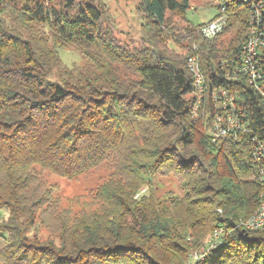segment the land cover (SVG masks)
I'll list each match as a JSON object with an SVG mask.
<instances>
[{"label":"trees","instance_id":"obj_1","mask_svg":"<svg viewBox=\"0 0 264 264\" xmlns=\"http://www.w3.org/2000/svg\"><path fill=\"white\" fill-rule=\"evenodd\" d=\"M17 1L25 21L43 24L56 45L70 44L86 62L52 82L56 51L34 50L33 37L0 21V210L7 213L0 264H183L219 228L232 231L194 264H264V227L231 229L257 208L261 191L249 135L210 140L202 115H193L185 66L195 55L215 90L236 88L237 105L264 140V102L220 69L232 66L264 0H211L224 7L226 26L209 40L200 25L187 27L182 58L122 47L101 28L94 0ZM139 9L168 38L166 14L186 12L188 1L139 0ZM231 31L229 42H218ZM104 163L110 174L89 201H75L74 214L58 209L33 170L73 179ZM157 174L178 178L184 196L134 198ZM40 223H53V242L31 235Z\"/></svg>","mask_w":264,"mask_h":264},{"label":"rangeland","instance_id":"obj_2","mask_svg":"<svg viewBox=\"0 0 264 264\" xmlns=\"http://www.w3.org/2000/svg\"><path fill=\"white\" fill-rule=\"evenodd\" d=\"M187 1L188 9L186 12L166 14L170 28L169 36L166 38L165 36L157 35L156 30H152L150 21L139 9V0H94L102 12L101 28L107 31L115 42L122 47H128V49L149 47L165 58H182L189 47V44L184 40L186 28L189 26H201L211 21L217 14L218 4L216 2L211 0ZM17 2V0L4 1V4L0 7V21L9 28H15L33 37L32 47L34 50H42L43 53L44 51H56L55 64L50 69L48 80L52 82L59 81V76L64 72L76 71L82 68L86 60L83 59L80 52L70 44L56 45V41L53 40L50 31L43 24L25 21L26 18L17 7ZM51 2L52 4L54 3L53 0ZM199 28L198 34L201 36ZM233 35V31L228 32L218 37V42L226 44ZM97 62L103 63L106 60L101 59ZM125 75L123 74L121 78L130 80L126 73ZM204 106L205 104L200 108L202 109L201 111L198 110L193 115L200 113L203 118V109H206ZM33 170L41 184L50 192L52 200L57 201L58 209L71 207L73 214L79 210L78 203L76 205L75 201H89L94 195L96 188L107 179L111 172V168L107 163L73 179L59 177L38 166H34ZM149 182L150 185L140 188L134 198H137L138 194L147 195L149 191H152L155 197L159 199L164 198L169 193L176 197H182L186 193L184 184L171 174L154 175ZM6 216V211L0 210V220L5 219ZM48 225L50 226L47 228V224H38L32 230L31 235H35L40 241L51 240L53 242V223ZM210 235L211 233L204 239L199 252L192 253L183 264H194V259L207 249L206 243Z\"/></svg>","mask_w":264,"mask_h":264},{"label":"built area","instance_id":"obj_3","mask_svg":"<svg viewBox=\"0 0 264 264\" xmlns=\"http://www.w3.org/2000/svg\"><path fill=\"white\" fill-rule=\"evenodd\" d=\"M250 2V0H249ZM255 6L254 2H251ZM250 17V15H249ZM253 19V41L250 45H247V49L244 52L243 61H235V57L230 65H236V74L234 79H227L228 66H221L222 75L227 82H236L240 78L246 83L254 92L258 94L260 100L264 102V38H261V31L264 28V19ZM227 23V17L225 10L221 5H218L217 14L215 17L200 26L199 33L203 39H212L219 35ZM186 68L190 76L191 95L193 97L192 103H194V110L198 109V89L200 87H207V93L209 96V105L204 110V129L207 136L212 142L227 141L231 143L238 142L242 135H249V141L251 149L250 151H256V156L259 158L260 163L264 168V148L261 143V136L258 133H254L250 127V117L246 106L243 104V109H235L234 98H241L236 88H228L226 91L227 104L231 105L232 115L230 117V124L233 127V135L222 136L218 128V112L214 103V96L218 94L214 86L207 82L201 71L200 65L198 67H191V56L186 59ZM264 121V114H263ZM264 124V122H263ZM141 194H138L140 196ZM264 211V206H263ZM264 222V218L262 221ZM257 224V223H256ZM237 227V226H233ZM233 227L231 229H233ZM228 236V230L215 229L211 234V237L207 241V249L202 254L208 252L212 247L217 246L224 237ZM202 257V256H201ZM201 257H196L194 262L198 261Z\"/></svg>","mask_w":264,"mask_h":264},{"label":"bare ground","instance_id":"obj_4","mask_svg":"<svg viewBox=\"0 0 264 264\" xmlns=\"http://www.w3.org/2000/svg\"><path fill=\"white\" fill-rule=\"evenodd\" d=\"M222 9L224 10L223 6H222ZM263 19H264V14L262 15L261 18L256 17V20H263ZM261 38H264V28H263V31H261ZM252 41H253V22L250 23V26L246 30L244 40L241 44L240 52L238 56L236 57L235 61L244 60V52L247 49V45H250ZM198 66H199V63H198L196 56L195 55L191 56V67H198ZM235 74H236V65H232L230 69H227V79H234ZM227 90L228 89H225V88L218 89V90L216 89V91H218V94L214 96V103L216 105V110L218 112V128L220 130V133H222V136L233 135V127L230 124L232 108H231V105L227 104V99H226ZM198 96H200L198 99V109L194 110V103H193V107H192L193 113L200 110V108L204 105L206 99L209 98L208 93H207V87H200L198 89ZM234 106H235V109H242L237 105L236 98H234ZM261 143L264 148V140H262ZM253 156H254V161H255V177H256L257 182L261 185V191L258 195V206L248 217L244 219L243 218L239 219L236 222L235 226L237 227H234L233 229H237V230L256 231L264 227V222H258V221H262L264 218V211H263L264 168H263V164L260 163L259 158L256 156V151H253ZM231 231L232 230H228V235L230 234ZM215 247H212L208 252L213 250ZM208 252H205V253L207 254ZM204 254H200L199 257L201 256L203 257ZM202 257L199 260H201Z\"/></svg>","mask_w":264,"mask_h":264}]
</instances>
